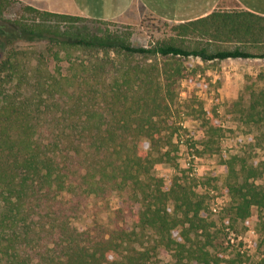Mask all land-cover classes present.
Returning a JSON list of instances; mask_svg holds the SVG:
<instances>
[{
  "label": "trees",
  "instance_id": "16d2710c",
  "mask_svg": "<svg viewBox=\"0 0 264 264\" xmlns=\"http://www.w3.org/2000/svg\"><path fill=\"white\" fill-rule=\"evenodd\" d=\"M8 4L0 0V16ZM22 9L0 22V264H148L161 248L173 257L164 264H241L217 249L206 197L155 167L177 164L182 60L264 59V16L219 8L179 23L178 36L208 39L185 48L135 46L132 30L100 32L107 20ZM42 39L62 63L6 47ZM260 80L247 123L264 124V73ZM213 119L203 118L208 139L199 153L219 154ZM222 162L228 221L249 223L253 207L264 210V163L239 155ZM114 200L108 227L98 217ZM86 215L91 223L75 224Z\"/></svg>",
  "mask_w": 264,
  "mask_h": 264
},
{
  "label": "rangeland",
  "instance_id": "374dc122",
  "mask_svg": "<svg viewBox=\"0 0 264 264\" xmlns=\"http://www.w3.org/2000/svg\"><path fill=\"white\" fill-rule=\"evenodd\" d=\"M8 1L9 4L3 9L2 17L0 16V22L5 18L11 22L19 19L24 13L22 6L29 5L22 0ZM176 26L171 21L146 14L143 19L134 23L117 19L97 25V29L100 32L132 30L131 41L135 46H149L155 42L166 41L192 48L208 42L207 38L192 34L178 36ZM212 45L225 47L219 43ZM10 46L25 49L33 57L45 54L50 63H62L60 57L49 52L51 44L47 39L15 40L6 47ZM1 50L0 44V52ZM182 67L183 77L177 81V100L172 116V120L179 126V133L175 136L179 142L177 164H157L155 173L166 178L181 176L182 180L192 184L200 195L206 197L210 217L214 221L211 227L212 233L216 235L214 243L217 249L222 250L225 258L241 257V264H264V210L253 207L249 223L240 220L228 221L227 208L231 205L232 198L225 192L226 166L222 162L223 155H239L246 159L248 165L264 163V124L245 122L250 92L262 84L260 75L264 73V59L239 58L206 62L191 57L182 60ZM202 106L204 112L201 111ZM204 117H212V123H217L219 135L215 137V144L219 147V154L198 152H202L203 142L208 139L206 127L203 125ZM257 182L264 183V178ZM115 206L114 200L110 208L103 210L98 217L108 227L113 226ZM92 219L91 215H86L75 221V224H89ZM172 260V253L161 248L148 264H164ZM190 264L198 263L193 261Z\"/></svg>",
  "mask_w": 264,
  "mask_h": 264
},
{
  "label": "crops",
  "instance_id": "0c3cea01",
  "mask_svg": "<svg viewBox=\"0 0 264 264\" xmlns=\"http://www.w3.org/2000/svg\"><path fill=\"white\" fill-rule=\"evenodd\" d=\"M50 12L101 20L137 22L146 14L175 24L208 16L222 8L246 9L264 16V0H22Z\"/></svg>",
  "mask_w": 264,
  "mask_h": 264
},
{
  "label": "built area",
  "instance_id": "2783aa9c",
  "mask_svg": "<svg viewBox=\"0 0 264 264\" xmlns=\"http://www.w3.org/2000/svg\"><path fill=\"white\" fill-rule=\"evenodd\" d=\"M214 210L216 211L217 209L216 208H214ZM232 238V241H234V238L233 237H231Z\"/></svg>",
  "mask_w": 264,
  "mask_h": 264
}]
</instances>
